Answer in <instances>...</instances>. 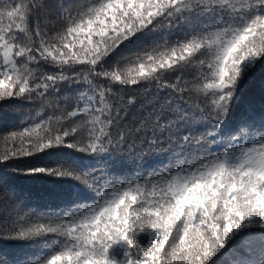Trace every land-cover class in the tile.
Segmentation results:
<instances>
[{
    "label": "snow or ice",
    "instance_id": "snow-or-ice-1",
    "mask_svg": "<svg viewBox=\"0 0 264 264\" xmlns=\"http://www.w3.org/2000/svg\"><path fill=\"white\" fill-rule=\"evenodd\" d=\"M0 264H264V0H0Z\"/></svg>",
    "mask_w": 264,
    "mask_h": 264
},
{
    "label": "trees",
    "instance_id": "trees-1",
    "mask_svg": "<svg viewBox=\"0 0 264 264\" xmlns=\"http://www.w3.org/2000/svg\"><path fill=\"white\" fill-rule=\"evenodd\" d=\"M144 238H145V239L147 238V234H145Z\"/></svg>",
    "mask_w": 264,
    "mask_h": 264
}]
</instances>
